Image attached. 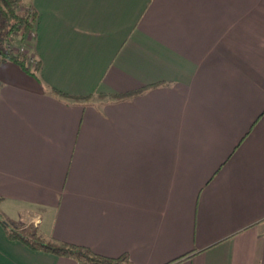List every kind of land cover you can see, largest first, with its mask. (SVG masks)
<instances>
[{
  "label": "crops",
  "instance_id": "obj_1",
  "mask_svg": "<svg viewBox=\"0 0 264 264\" xmlns=\"http://www.w3.org/2000/svg\"><path fill=\"white\" fill-rule=\"evenodd\" d=\"M21 1L38 68L0 63V264H78L1 220L132 264H264V0Z\"/></svg>",
  "mask_w": 264,
  "mask_h": 264
},
{
  "label": "trees",
  "instance_id": "obj_2",
  "mask_svg": "<svg viewBox=\"0 0 264 264\" xmlns=\"http://www.w3.org/2000/svg\"><path fill=\"white\" fill-rule=\"evenodd\" d=\"M36 22V12L21 0H0V63L13 62L25 71L29 70L31 56L24 54L20 49H12L11 42L14 38L22 40L33 33ZM38 68V61L34 64ZM32 74V72H30ZM133 92L124 95L113 96L114 98L134 97L139 93ZM63 97H65L62 94ZM4 229L10 239L18 240L32 250H39L55 256L69 258L78 264H132L128 256L121 255L110 258L95 254L90 249L61 241H46L40 237L24 236L13 228L8 221L1 220Z\"/></svg>",
  "mask_w": 264,
  "mask_h": 264
},
{
  "label": "rangeland",
  "instance_id": "obj_3",
  "mask_svg": "<svg viewBox=\"0 0 264 264\" xmlns=\"http://www.w3.org/2000/svg\"><path fill=\"white\" fill-rule=\"evenodd\" d=\"M28 36L32 37V34H30ZM28 40L29 39H26V38H24L23 40L21 38H14V39H12L11 47H12V49H22L24 54L26 53L30 56L29 51H28V43H29ZM32 61L34 63L36 62L34 58H32ZM30 63H31V61H30ZM30 63H29V65H31ZM13 228L18 230L20 233L25 234L26 236H32L31 231H28V230H30L29 227H26V231H25V229H20L19 225H17V224L13 225Z\"/></svg>",
  "mask_w": 264,
  "mask_h": 264
},
{
  "label": "built area",
  "instance_id": "obj_4",
  "mask_svg": "<svg viewBox=\"0 0 264 264\" xmlns=\"http://www.w3.org/2000/svg\"><path fill=\"white\" fill-rule=\"evenodd\" d=\"M20 50H22V49H20ZM30 61H31V63L33 62V61H32V58L30 59ZM33 63H34V62H33Z\"/></svg>",
  "mask_w": 264,
  "mask_h": 264
}]
</instances>
